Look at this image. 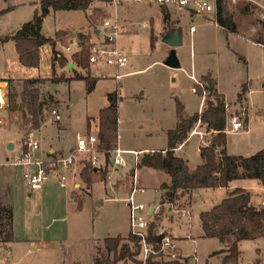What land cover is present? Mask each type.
I'll return each mask as SVG.
<instances>
[{
  "label": "rangeland",
  "instance_id": "1",
  "mask_svg": "<svg viewBox=\"0 0 264 264\" xmlns=\"http://www.w3.org/2000/svg\"><path fill=\"white\" fill-rule=\"evenodd\" d=\"M40 4L41 0H0V9L11 7L0 14V34H8L30 20L35 10L40 9ZM232 5L228 8L229 13L237 16L240 25L256 26V36H260L258 41L261 39L264 42V18L260 12L262 22L252 17L255 16L252 14L253 11L246 13L241 7L233 8ZM101 6L107 9L110 16L115 15L114 6L97 1H93L86 10L51 8L44 17L43 31L54 36L57 30H66L71 38L77 32L90 31L92 40L99 42L105 35L103 31L95 34L93 29L99 28L104 17L99 15L98 21L93 23L95 26L91 27L87 14ZM107 12H104V15L106 13L108 16ZM118 15L125 25L117 37V45L121 52L129 57V61L119 67L108 64L92 65L91 75L97 76L98 80L91 92L87 91L85 79L53 83L51 63L54 55L51 45L42 46L41 69H37L24 66L19 61L14 40L0 41V78L11 79L18 93V101L21 100L20 92L27 77L46 79L44 82L34 83L41 88L42 100L45 103L44 120L39 128L34 129V135L40 141V149L48 152L53 146L58 149L60 156H66L75 142L76 134L87 132L88 117H91V131L96 133L99 110L108 104V93L117 89L118 84L124 87V91H118L120 94L118 145L127 149L165 147L167 130L174 127L177 122L176 99L184 103L187 114L199 110L201 96L194 91L193 80L188 76L193 65L198 78L207 72L218 76L222 88L230 96L242 90L243 82L249 84L247 99L244 97L240 100L236 94L228 101L231 111L237 114L246 110L245 104L249 106V121L245 127L239 132L227 133L228 152L250 155L264 147V48L249 40L242 53L236 51V48L230 49L223 30L216 28V21L195 14L193 21L187 19L182 25L184 45L179 46L178 50L182 66L173 68L163 62L165 37L162 33L163 21L158 7L130 2L125 10L118 11ZM191 23L197 28L195 34L189 30ZM172 24L170 22L168 26ZM74 30L77 32H73ZM165 30L167 27H164V32ZM67 44L58 40L57 49L70 57L73 50H66ZM76 70L83 75L88 74L81 67ZM56 72L57 76L62 74L65 77L74 74L73 70L60 67L58 64ZM102 72L108 76H102ZM116 72L123 73V76L116 79ZM206 95L207 93L205 97ZM203 100L202 109L206 107V98ZM240 104L242 105L239 106ZM51 108L58 110L60 119L52 118ZM245 117L246 111L240 115V118ZM4 120V126H0V193L5 191V186L1 187L3 182L12 184L11 202L15 237L7 244L0 242V264H94V257L100 256L102 252L108 254L104 237L118 233L127 234L129 231V209L123 197L128 194L130 187L127 189V186L120 185L115 189L112 183L125 180L128 172L130 174L131 168L135 165L133 154L129 152L123 154L124 159L129 162L128 166L117 164L110 168L106 182L99 183L97 192L99 196L96 193L91 195L89 187L84 186L82 207L78 208L77 201L70 194L73 187L69 179L64 186H60L58 179L51 175L44 182L42 192L30 190L23 175L24 166L11 162L21 157L23 139L26 132L32 128L21 124L22 119H18L17 116L9 120L8 113L5 114ZM201 125L206 127V123L201 122ZM213 134L214 132L206 136L209 141ZM10 142L13 147H9ZM198 142V136H193L182 147L176 148L177 154L189 160L191 168L201 162ZM142 155L140 154V157ZM113 157L114 154L112 159ZM137 170L140 172V183L146 187L143 194H136L137 200L149 205H160L162 196L160 184L167 180L168 175L148 166H137ZM246 182L255 183V180ZM252 192L253 202L256 205L262 204L264 190L254 189ZM224 197L222 190L204 188L191 199L185 197L174 205L175 208H181V211L186 210L191 216L193 214L191 227L186 224L185 216L182 224L177 222L179 216L177 213L170 219L167 208L163 219L154 230L161 227L168 231L167 228L171 227L178 237V242L179 239L180 242L185 241L183 249L185 253H195L202 264L206 257L210 264H223L220 255H210L212 250L217 248L218 240L202 239L200 212L211 208ZM0 199L6 201L4 194ZM4 202H0V238L10 230L9 219L3 210L7 205ZM42 238L62 243L39 244L38 240ZM32 241H35L34 245L31 244ZM240 249L242 250L240 264H257L258 258L261 260L259 264H264V242L261 238L242 240ZM132 250L135 251V248ZM138 256L134 255L132 259L122 258L116 264H139ZM157 260L164 261L159 258ZM190 264H193V261Z\"/></svg>",
  "mask_w": 264,
  "mask_h": 264
},
{
  "label": "trees",
  "instance_id": "2",
  "mask_svg": "<svg viewBox=\"0 0 264 264\" xmlns=\"http://www.w3.org/2000/svg\"><path fill=\"white\" fill-rule=\"evenodd\" d=\"M93 0H41L40 9L35 10L33 17L25 21L20 27L8 34H0V41L14 40L16 50L19 54V61L24 66L40 67L41 47L49 44L52 47L54 58L51 63L53 73V83L61 80L85 79L87 91L91 92L98 80L97 76L91 75L92 63L89 60L90 46L93 41L90 31H80L76 35L79 39L81 48L73 51L70 57L57 49L58 40L67 44L71 38L66 30H57L54 36L47 35L43 31L44 17L50 9H84L86 10ZM8 8L0 9V14ZM222 8L219 5L218 17L222 22ZM106 17L101 8L87 14L91 27L98 21V17ZM231 14L227 11L226 16ZM109 16V15H108ZM103 18V20H104ZM102 20V21H103ZM101 24V23H100ZM229 26L234 27V23L229 20ZM93 32L98 34L97 31ZM153 44V37H152ZM72 61L77 67L86 70L87 75H83L75 68L74 74L65 77L62 74L57 76L56 65L68 67ZM45 78H31L24 80L23 89L20 93L21 100L17 101L18 93L9 79V117L15 114L22 122L29 125L32 129L41 126L44 120L45 103L42 100L41 88L34 85L35 81L44 82ZM203 85H196L195 91L201 95L206 91V107L202 111H197L191 115L185 112V105L176 99L177 124L174 128L167 130V147L160 150L144 152L138 166H148L166 173L170 179L161 183L163 189L161 196L160 210L155 214V219L150 225L149 231L152 239H159L160 235L152 234L163 219L167 205H175L187 194H192L196 189L217 188L229 186L230 182L236 179H259L264 183V147L257 152L244 154H231L227 151L228 136L223 131L225 123V107L223 94L216 88V79L207 76L202 80ZM247 91L243 87L239 97ZM52 99H54L52 97ZM120 94L118 89L108 93V104L99 110L98 114V138L99 145L106 152V157L110 156V151L118 146L119 139V108L118 102ZM90 118H87L88 128ZM201 119L207 122V129L217 130L211 138V144L200 148L201 162L191 168L188 159L177 154L176 148L184 143L196 124ZM165 150V151H163ZM81 174L84 180L91 184L94 180L106 178L107 171H98L95 167H90V161H85ZM6 198L7 205L3 210L9 219L10 230L0 238V241H13L14 232L12 227L13 207L11 202V186L5 187L4 193H0ZM200 220L203 234L206 237H216L226 247H222L216 253H224L223 264H240L242 250L240 242L244 239L255 240L264 239V204L256 205L252 201V193L243 187H235L222 200L214 204L211 208L200 212ZM129 240V241H125ZM104 244L108 254L102 252L96 256L94 264H116L122 258H134L140 251L139 239L133 234L124 237L121 234L106 236ZM135 248V251L132 250ZM111 253L112 256L111 257ZM173 262L153 261L152 264H173ZM183 264V263H179Z\"/></svg>",
  "mask_w": 264,
  "mask_h": 264
},
{
  "label": "built area",
  "instance_id": "3",
  "mask_svg": "<svg viewBox=\"0 0 264 264\" xmlns=\"http://www.w3.org/2000/svg\"><path fill=\"white\" fill-rule=\"evenodd\" d=\"M104 1L109 5L115 7L114 16H106L101 22L99 28L96 27L93 30L103 31L105 38L99 42L93 41L90 46L89 60L94 64L103 65H115L117 67L124 66L128 63L129 57L121 52L117 45V37L123 29V23L119 19L118 11L125 8L130 2H147L155 3L161 6L177 9H187L198 14H210L216 8L217 0H93ZM260 7V15L264 18V4L255 1ZM194 30V27H192ZM264 46V44H262ZM81 48L79 39L76 35L70 38L66 50H78ZM102 76H108L107 73L102 72ZM123 73L116 72L115 78L120 79ZM194 78V77H193ZM195 81L200 85L196 78ZM118 91H124V87L118 85ZM8 82L0 80V123L3 122L2 113L9 106L8 97ZM206 91L203 92V99L205 98ZM225 126L223 131L226 133L239 132L245 127V118H240L241 114L245 113V109L241 114L231 111L230 104L226 101L225 105ZM50 115L52 118L60 119L61 115L56 108H51ZM202 120L199 119L195 127L191 130V135L198 136L199 145L198 148L206 145H210L211 141L207 139V135L216 132L217 130L207 129L202 127ZM25 148L22 151V155L17 160L11 162V164H20L24 166V177L27 180V185L32 192H40L43 188V183L49 178L52 171L61 172L72 166L80 155H86L90 161L92 167L97 170H102L107 165L106 152L100 148L99 138L97 133H79L77 135L76 146L73 147L69 154L53 157L50 159H44L39 155L41 148L39 139L34 135V130L30 129L26 132L23 140ZM148 151V150H147ZM129 152L134 157V167L131 168L129 175V187L128 194L123 197V200L129 207V222L130 232L139 239L140 251H139V264H152L153 261H158L157 258L163 259L162 262H173V264H190L189 260L193 261V264H197L199 261L198 256L195 253H185L180 250L178 245V237L173 231H166V229L159 228L154 230L152 234L160 235L159 239H152L149 231L150 225L154 220L155 214L159 210L158 207H154L146 202L139 201L136 198L137 193H144L146 187L140 183L139 173L137 170L138 163L140 161V154L142 150L124 149L119 145L110 151L114 157L112 164L128 166L123 154ZM62 178L61 185H65V176L60 175ZM95 188V187H94ZM187 212L183 210V214Z\"/></svg>",
  "mask_w": 264,
  "mask_h": 264
},
{
  "label": "crops",
  "instance_id": "4",
  "mask_svg": "<svg viewBox=\"0 0 264 264\" xmlns=\"http://www.w3.org/2000/svg\"><path fill=\"white\" fill-rule=\"evenodd\" d=\"M255 1H257V2H259V3H262V4H264V0H217L216 1V8H215V10L212 12V13H210V14H200V15H203V16H205V17H207V18H209V19H213L214 21H216L215 22V26H216V28H217V30H223V33L225 34V37H226V43H227V46L230 48V49H235L236 48V51H239L240 53H242L243 51H244V49L246 48V42L247 41H254V42H256L257 44H259L262 48H264V46L262 45V44H264V42H263V40L261 41V39L258 41V39L260 38V36H256V33L255 32H257V27L256 26H253V25H248V27H246V26H244V24L243 25H240V23H238V21H240V20H238L237 19V16H235V15H230L229 17L230 18H227V16H226V13H227V11L229 12L230 11V9H228L229 8V6H231L232 4V6H234L233 8H236V6H239V7H241V9H242V11L243 12H246V13H250V12H252V14L253 15H255V16H252L253 18L255 17L257 20H259V21H261L262 22V20H261V18H260V16H259V12H260V7H259V5L255 2ZM98 3H106V2H104V1H97ZM140 3H144V4H146V5H148V6H151V7H153V6H156V7H158V10H159V13H160V15H161V17H162V33H163V36L165 37L164 39H163V42H164V47H165V50L168 48V47H170L169 46V44L166 42V37H168V35H171V34H180V36H181V39H182V43L181 44H179L178 46H177V54H178V50H179V46H183L184 45V30H183V23H184V21H186L187 19L188 20H192L193 21V17H194V15L195 14H198V13H195V12H193V11H191V10H187V9H177V8H169V7H165V6H161V5H158V4H155V3H147V2H140ZM109 5V4H108ZM219 5H221V8H222V12H221V15H222V19H223V21L224 22H222L221 20H220V18L218 17V11H219ZM129 6V4L125 7V8H123L122 10H125L127 7ZM101 8L104 10V12H107V9H105L104 7H102L101 6ZM108 13V12H107ZM108 15H109V13H108ZM231 19V21L234 23V27H231V26H229V20ZM173 23L171 26H168V23ZM88 23H89V20H88ZM145 25H148V23H144ZM125 24H123V26H124ZM164 27H167V30H165V32H164ZM192 27H194V30H192ZM123 30V29H122ZM189 30H190V32L191 33H193V34H195V31L197 30V28L195 27V24L194 23H191L190 24V26H189ZM73 32H77L76 30H74ZM254 36H256V37H254ZM152 37H153V44H154V41H155V39H154V34H153V32H152ZM192 44V43H191ZM45 46V45H44ZM46 48V47H45ZM17 51V50H16ZM42 53H43V51H42V47H41V57H42ZM17 54H18V52H17ZM165 55V54H164ZM18 56H19V54H18ZM179 56V55H178ZM19 58V57H18ZM180 59V58H179ZM181 62V61H180ZM73 63V62H72ZM69 65H70V62H69V64H68V69H70V70H72L73 68H75V69H77L78 67L73 63V66L72 67H69ZM181 66H182V64H181ZM27 67H29V66H27ZM36 68V67H35ZM37 69H41V66L40 67H38ZM188 76L191 78V80H193V88H194V91H195V86L196 85H200L199 83H197L196 81H195V78L199 81V82H202V83H204L202 80L203 79H206V77L207 76H210L212 79H216V88H217V91L219 92V93H221V94H223V97H224V102L226 103V101L228 102V101H230L229 99L232 97L233 98V96H235L236 94H237V97H239V93L242 91V90H239L236 94H234V95H231L230 96V94H227V92H226V90H224L223 88H222V85H221V81L219 80V78H218V76H213L212 75V73L211 72H207L206 74H203L201 77H197L196 76V74H195V72H194V65L192 66V71L188 74ZM175 77V76H174ZM194 77V78H193ZM28 78V77H27ZM9 79L10 78H6V77H3V78H0V80H4V81H7L8 82V87H9ZM175 79H176V77H175ZM175 79H173V80H175ZM15 80V79H14ZM264 83V82H263ZM13 85V84H12ZM118 85H120V84H118ZM14 86V85H13ZM247 87V91H249V84H248V82H243L242 84H241V88H243V87ZM15 88V87H14ZM117 88H118V86H117ZM15 90H16V88H15ZM247 91L242 95V97H239V99L240 100H242L244 97H246V99H247ZM196 92V91H195ZM7 93H8V97H9V88H8V90H7ZM21 93V92H20ZM201 96V102H200V107H199V110L198 111H201L202 110V106H203V104H204V100H203V93L200 95ZM18 97V96H17ZM21 97V96H20ZM246 99H245V101H246ZM18 101V100H17ZM18 102H20V101H18ZM225 103H224V105H225ZM229 103V102H228ZM184 104V103H183ZM242 104H240L239 106H241ZM9 107V106H8ZM8 107H7V109L2 113V116H3V122L2 123H0V126H4V124H5V120H4V117H5V114H7L8 113V115H9V112H8ZM244 107L246 108V113H247V117H245L246 119H245V124L249 121V106L247 105V104H245L244 105ZM242 108V107H241ZM189 115H191V114H189ZM14 116H17V115H13L12 117H14ZM18 117V116H17ZM10 119H12V118H10L9 117V120ZM19 119V118H18ZM54 120H58V119H55L54 118ZM198 122V121H197ZM197 122H196V124H197ZM202 122L203 123H206V127H207V122H205V121H203L202 120ZM176 124H177V122H176ZM176 124H175V126H176ZM195 124V125H196ZM195 125H194V127H195ZM174 126V127H175ZM224 126H225V123H224ZM92 127V126H91ZM91 127L90 128H88L87 129V132L86 133H90V132H92L91 131ZM174 127H172V128H174ZM193 127V128H194ZM205 127V128H206ZM192 128V129H193ZM168 129H170V128H168ZM33 130H34V128H33ZM211 130H213V129H211ZM96 133H98V129H97V132ZM79 134V132L76 134V136H75V142H74V144L71 146V148H70V151H71V149L73 148V147H75L76 146V143H77V135ZM81 134H85V133H81ZM193 136H196V135H189V137H188V139L184 142V143H182V144H180L179 145V147H182L184 144H186L187 142H188V140L191 138V137H193ZM24 140V139H23ZM11 143V142H10ZM198 145H199V142H198ZM23 149L25 148V146H24V144H23ZM167 147V145L165 146V147H163V148H161V149H164V148H166ZM178 147V148H179ZM124 149H127V148H124ZM133 150H142L143 152L141 153V154H143L144 152H150V151H154V150H160V149H155V148H144V149H133ZM148 150V151H147ZM198 150H199V148H198ZM70 151H69V153H70ZM163 151H165V150H163ZM200 151V150H199ZM228 151V150H227ZM61 153H62V151H61ZM68 153V154H69ZM39 155L42 157V158H44V159H50V158H53V157H57V156H60V154L58 153V149L56 148V147H53V146H51L50 147V149H49V151L48 152H45V150H43V149H40V151H39ZM140 159H141V157H140ZM86 160H88V157L86 156V155H80L79 157H78V159H77V161L72 165V166H70L69 168H67V169H65V170H61V172H56V171H52L51 173H50V176L52 175L53 177H55V178H57L58 179V181L60 182V184H61V180H62V178L60 177V175H64L65 176V179H64V181H65V184H66V181H67V179H69L70 181H71V184H72V187H73V189L71 190V196H72V198L74 199V200H76L77 201V207L78 208H81L82 207V203H83V198H82V192L85 190L84 189V186H87V187H89V189H90V191H91V195H93V193H96V195L97 196H99L98 194H97V192H99V186H100V184L99 183H103V182H106V179H107V175H108V171L110 170V168H112L113 166H114V164H112V158H111V155L107 158V163L109 164V165H107V167H105L104 169H102V170H105L106 169V171H107V175H106V178H104L103 180H94L91 184H88L85 180H84V178H83V176H82V174H81V171H82V169H83V167L85 166V161ZM89 161V160H88ZM188 162H189V160H188ZM90 167H92V165H90ZM93 168V167H92ZM152 168V167H151ZM155 169V168H154ZM102 170H98V171H102ZM138 173H139V176H140V172H139V170H138ZM129 172H128V174H127V176H126V179L124 180V179H122L121 181H114L113 183H112V185H113V187L115 188V189H117L120 185H124V186H127V189L129 188ZM49 176V177H50ZM49 179V178H48ZM47 179V180H48ZM140 179V178H139ZM169 179H170V177L168 176L167 177V180H163L162 182H164V181H169ZM46 180V181H47ZM248 180H255V183H251V182H246V181H248ZM45 181V182H46ZM11 182H12V179H11ZM161 182V183H162ZM44 184V183H43ZM8 185H12L10 182L8 183V182H3L2 183V185H1V187H3V186H8ZM143 185V184H142ZM161 185V184H160ZM60 186H64V185H60ZM144 186V185H143ZM95 187V188H94ZM235 187H243V188H246L247 190H250L251 191V193H252V199H253V192H252V190H254V189H261V190H264V183L261 181V180H259V179H236V180H233V181H231L230 182V184H229V186H226V187H217L216 189L217 190H222L223 192H224V195L226 196L227 194H228V192L229 191H231L232 189H234ZM202 189H204V188H201V189H199L198 191H194L192 194H187L186 196H184L183 198H185V197H190V199L192 198V196L195 194V193H199V192H201V190ZM215 189V188H214ZM42 190H43V188H42ZM42 190L40 191V192H42ZM11 191H12V188H11ZM162 193H163V189H162ZM125 197V196H124ZM105 198H108V197H105ZM253 201V200H252ZM263 203L262 204H264V196H263ZM254 204H255V202H253ZM262 204H258V205H262ZM214 205V204H213ZM128 206V205H127ZM152 206H154V207H160L161 206V203H160V205H158V206H155V205H151V207ZM128 209H129V207H128ZM182 209L180 208H175L174 207V205H168V210H167V215H168V217L170 218V219H173V217H174V215H175V213H177L179 216H177V219H178V223H180V224H182L183 222H182V219H183V217L185 216V217H187V218H185L186 220V224L187 225H189L190 227L192 226V219H193V214H192V216L191 215H189V213L187 214L186 212H185V214H183V211H181ZM203 211V210H202ZM190 212V211H189ZM189 216H190V218H189ZM189 219H191V221L189 220ZM165 226V225H164ZM12 227H13V220H12ZM165 228H167V227H165ZM168 230H170V231H173L174 232V230L171 228V227H168L167 228ZM118 234H121V235H123L124 237H127L129 234H131V232H130V222H129V231H128V233L127 234H122V233H118ZM117 235V234H116ZM187 235H189V233L187 234ZM111 236H115V235H111ZM15 237V236H14ZM105 238V237H104ZM104 238H103V240H104ZM205 238H211V239H217L218 240V246H217V248H214L213 250H212V253L210 254V255H220V257H221V261H222V258H223V255H224V253H216V254H214V252H216V251H218L219 249H221L222 247H226L227 245L226 244H223L218 238H216V237H206V236H204V234L202 235V239H205ZM259 238H257V239H255V240H258ZM262 239V241L264 242V239L263 238H261ZM14 240V239H13ZM177 241H178V239H177ZM0 242H2V241H0ZM8 242H12V241H8ZM43 242H45V243H53V244H55V245H59V244H61L62 242L60 241V243L58 242V243H55V240H53V239H47V238H42V239H39L38 240V243L39 244H42ZM4 243H6L7 244V242H4ZM241 243V242H240ZM31 244L32 245H34L35 244V241H32L31 242ZM178 245H179V248H180V250H182L183 251V249H184V245H185V241L184 240H181V242H180V239H179V242H178ZM184 252V251H183ZM138 255H139V253H138ZM93 259H95V257L93 258ZM192 260L190 259L189 260V262H191ZM261 262V260H260V258H258L257 260H256V263L257 264H259ZM138 263V262H137ZM196 264V263H195ZM197 264H202L201 263V260L199 259V261L197 262ZM203 264H210V261L208 260V258L206 257L205 258V261H204V263ZM229 264H231V263H229Z\"/></svg>",
  "mask_w": 264,
  "mask_h": 264
},
{
  "label": "water",
  "instance_id": "5",
  "mask_svg": "<svg viewBox=\"0 0 264 264\" xmlns=\"http://www.w3.org/2000/svg\"><path fill=\"white\" fill-rule=\"evenodd\" d=\"M166 42L169 44L170 47H168L165 50V55L163 58V62L173 68H179L181 67V62L179 59V56L177 54V46L182 43V39L180 34H171L166 37ZM73 63H70L69 67H72ZM175 79V77H173ZM264 85V83H263ZM9 147H13V144L10 143ZM199 189H196L198 191Z\"/></svg>",
  "mask_w": 264,
  "mask_h": 264
}]
</instances>
